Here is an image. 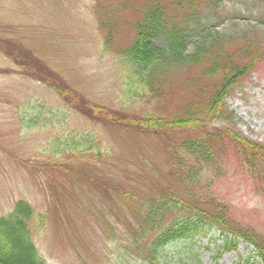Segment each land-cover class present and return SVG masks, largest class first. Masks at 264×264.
<instances>
[{
	"label": "rangeland",
	"instance_id": "obj_1",
	"mask_svg": "<svg viewBox=\"0 0 264 264\" xmlns=\"http://www.w3.org/2000/svg\"><path fill=\"white\" fill-rule=\"evenodd\" d=\"M149 12L161 13L157 25L188 23L191 41L203 28L224 38L227 53L243 63L242 50L255 42L259 63L225 100L230 122L147 132L94 119L0 51V69L9 70L0 73V217L27 201L35 210L33 241L48 264L128 260L126 222L143 214L155 191L171 190L210 213L223 206L238 226L264 234V151H244L225 132L264 147V0H0V39L28 49L93 103L122 114L183 117L208 101L206 87L222 73L205 77L206 61L175 69L163 96L143 87L127 58ZM215 132L221 134L210 137ZM81 136L85 147L69 141ZM201 139L208 141L206 159L195 162L187 145ZM176 210L165 220L176 219ZM221 243L210 231L164 253L169 264L193 263L196 253L201 264H256L243 242L223 253ZM129 255V264L139 258Z\"/></svg>",
	"mask_w": 264,
	"mask_h": 264
},
{
	"label": "trees",
	"instance_id": "obj_2",
	"mask_svg": "<svg viewBox=\"0 0 264 264\" xmlns=\"http://www.w3.org/2000/svg\"><path fill=\"white\" fill-rule=\"evenodd\" d=\"M144 17L135 29V39L128 51L127 61L136 67V74L143 87L148 88L154 95H161L172 72L177 68L188 66H199L210 61L209 70L205 77H213L221 72L222 78L214 81V85L206 87L209 92L208 101L204 100L200 108H190L183 117L163 119L152 115L142 116L135 114H122L116 110L102 106L84 99L80 94L73 91L67 84L52 78L37 63L32 62L30 71L42 73L43 79L65 100L80 107L94 119H108L118 126L144 129L147 132H161L173 130H192L199 128L208 121H228L233 118V112L228 111L225 100L230 92L241 79L250 75L260 61V55L252 43L246 45L242 50L243 57L247 62L236 61L230 56L225 46L224 38L211 35L205 28L198 29L197 39L191 41L190 25L186 22H176L170 19L168 23L157 25V14L151 13ZM156 18H155V17ZM169 18H177L169 15ZM142 23V24H141ZM212 29H215L214 27ZM161 36L162 38H159ZM159 40L160 43H157ZM224 46V52L221 47ZM220 52V53H219ZM226 57V58H223ZM47 76H46V74ZM158 85V87L156 86ZM207 125V124H206ZM236 144L244 147V151L260 154L264 147L239 137L230 130L225 131ZM220 132L210 134L214 137ZM88 138V137H87ZM86 136H81L78 141L69 138L76 146H86ZM67 140V139H66ZM91 140L89 139L88 142ZM208 141L196 140L188 143L187 147L195 162L206 159ZM91 145L87 146L86 152L90 151ZM202 153L204 156H202ZM79 154V153H78ZM81 154V153H80ZM251 154V157H254ZM155 198H149L142 206L143 214L136 217L134 221L126 222V230L129 236L126 252L128 260L124 256L116 259L115 264H129V258L134 254L139 258L133 260V264H169L165 257V251L173 245L194 241L210 231L219 232L223 243L220 249L227 251L235 249L237 240L242 239L250 244L257 258L264 264V234L255 229L238 226L233 219L228 218L226 209L218 205L217 210L210 213L198 205H190L174 197L171 190L155 191ZM177 209L179 216L174 220L166 221L169 211ZM35 217L34 208L25 200L15 203L12 211L0 217V264H48L47 260L39 253L32 236L31 222ZM125 220V219H124ZM129 225H128V224ZM165 252V253H164ZM194 262L190 264H201L198 254H192ZM183 260H179L182 264ZM184 264V263H183Z\"/></svg>",
	"mask_w": 264,
	"mask_h": 264
}]
</instances>
